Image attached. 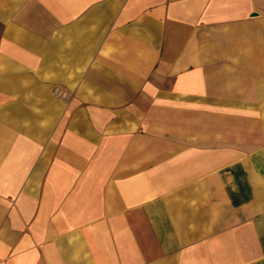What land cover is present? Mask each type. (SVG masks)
<instances>
[{"label":"crops","instance_id":"crops-1","mask_svg":"<svg viewBox=\"0 0 264 264\" xmlns=\"http://www.w3.org/2000/svg\"><path fill=\"white\" fill-rule=\"evenodd\" d=\"M0 264H264V0H0Z\"/></svg>","mask_w":264,"mask_h":264}]
</instances>
